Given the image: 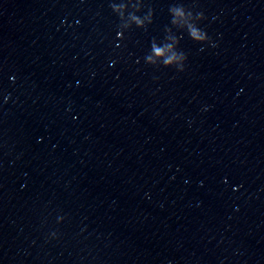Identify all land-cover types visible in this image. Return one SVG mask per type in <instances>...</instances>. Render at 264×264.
<instances>
[{
  "label": "water",
  "instance_id": "water-1",
  "mask_svg": "<svg viewBox=\"0 0 264 264\" xmlns=\"http://www.w3.org/2000/svg\"><path fill=\"white\" fill-rule=\"evenodd\" d=\"M0 264H264V0H0Z\"/></svg>",
  "mask_w": 264,
  "mask_h": 264
}]
</instances>
